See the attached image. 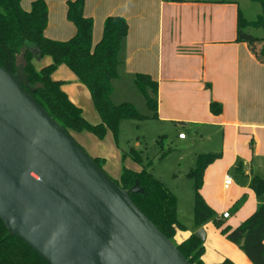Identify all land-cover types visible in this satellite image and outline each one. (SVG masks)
Listing matches in <instances>:
<instances>
[{
	"label": "crops",
	"instance_id": "crops-1",
	"mask_svg": "<svg viewBox=\"0 0 264 264\" xmlns=\"http://www.w3.org/2000/svg\"><path fill=\"white\" fill-rule=\"evenodd\" d=\"M33 1L21 0V7L28 11ZM44 1L48 9L44 35L57 41L71 38L76 27L66 16L68 0ZM238 9L241 8L236 0H85L83 13L93 19V46L102 37L107 16L117 15L127 21L128 31L119 55V76L112 80L111 101L114 104H134L131 98L137 95L134 92L137 87L132 80L138 73L148 74L158 87L155 121L173 124L175 128L187 127L194 135H200V139L211 140L220 135L223 141L217 148L223 151L232 146L228 167L235 168L242 162L246 177L240 180L245 182L240 186L242 193L230 199V205L244 195L237 210L242 212L240 221H243L264 202V192L256 195L249 187L253 177L264 179V63L255 59L245 42L236 41ZM35 62L36 67H40L50 63L51 58L45 56ZM52 77L62 81V88L89 122L100 121L87 87L67 66L59 65ZM124 83L131 86L124 89ZM212 101L221 104L220 114L210 111ZM144 115L149 119L152 112ZM76 133L82 142L106 143L110 149L111 141L114 142L110 131L103 139L88 131ZM186 138L185 135L180 139ZM91 151L92 158H102L106 162V170L105 154L97 153L95 148ZM204 173L206 176V171ZM119 174L120 170L116 176L120 177ZM226 176L229 175L224 174L221 181L224 190L234 183L229 176L232 183L225 188ZM201 195L216 212L210 196ZM224 211L228 210H221L217 215ZM201 227L205 231L201 256L205 264L221 263L226 259L233 264H252L238 245L230 242L220 230H214L210 221L200 227L192 221L189 229L176 232L175 242L179 243Z\"/></svg>",
	"mask_w": 264,
	"mask_h": 264
},
{
	"label": "trees",
	"instance_id": "trees-1",
	"mask_svg": "<svg viewBox=\"0 0 264 264\" xmlns=\"http://www.w3.org/2000/svg\"><path fill=\"white\" fill-rule=\"evenodd\" d=\"M183 1V0H170ZM261 6V14L255 20H246L238 9L236 24V41L245 42L255 59L264 63V37H257L247 31L248 28L264 30V0H251ZM21 0H0V67L15 73L18 56L22 58L23 71L27 76L26 91L36 102L62 127L71 132L88 131L98 139H103L108 131L114 139L119 137L120 123L123 120H144L146 115L140 114L131 102L114 104L111 101L112 80L119 76V55L123 41L127 35V21L117 15L107 16L104 20L101 39L93 46V19L83 13L85 0L67 1V19L76 27L75 34L65 41L47 38L44 29L47 25L48 9L44 0H34L30 10L21 7ZM45 56L51 62L36 67L35 61ZM21 63V62H20ZM67 66L85 85L90 93L93 106L100 121L89 122L82 109L76 105L62 88V81L52 77L59 65ZM135 85L143 95L151 117L157 114V82L148 74L138 73L134 78ZM210 111L218 115L222 106L219 102L209 104ZM131 158L142 163L139 151L130 148ZM220 156L218 153L198 154L195 167L187 176L193 179L194 206L193 222L200 227L208 221L220 228L230 242L239 246L252 264H264V202L238 226L232 228L223 225V218L216 215L214 209L207 204L200 193L203 185L205 169ZM165 155H162V159ZM98 167L102 168L104 160L93 158ZM150 163L139 171L122 168L117 185L124 190H130L137 185V190L129 192V197L137 209L158 229L167 239L173 241L179 254L190 264H205L201 259L204 243L194 233L176 243L174 236L178 230L186 226L179 218L176 196L157 179L148 168ZM237 179L246 177L242 162L235 166ZM249 187L261 195L264 192V179L253 177ZM244 201V195L237 200L234 212ZM0 264H51L25 241L9 233L0 218ZM233 264L226 259L221 263Z\"/></svg>",
	"mask_w": 264,
	"mask_h": 264
},
{
	"label": "water",
	"instance_id": "water-1",
	"mask_svg": "<svg viewBox=\"0 0 264 264\" xmlns=\"http://www.w3.org/2000/svg\"><path fill=\"white\" fill-rule=\"evenodd\" d=\"M0 67V218L51 264H190L173 241ZM194 234L202 241L201 227Z\"/></svg>",
	"mask_w": 264,
	"mask_h": 264
},
{
	"label": "rangeland",
	"instance_id": "rangeland-1",
	"mask_svg": "<svg viewBox=\"0 0 264 264\" xmlns=\"http://www.w3.org/2000/svg\"><path fill=\"white\" fill-rule=\"evenodd\" d=\"M236 1L239 3L242 16L246 20L253 21L257 18L258 14H261L262 9L258 3L251 0ZM0 11H2L1 7ZM247 31L254 36L264 37V30L262 28L250 27ZM21 60V56H18V64L22 63ZM132 84L136 87L133 80ZM129 86H131L130 83L127 86H125V83L123 84L124 89ZM134 92L137 95L132 96L131 99H134L136 106L133 105L137 111L142 115L150 114L151 111L146 107L143 95L136 88ZM142 104H144L143 107L141 106ZM180 132L186 135L187 138L185 140L179 138L178 134ZM71 135L74 141L90 157H93L91 156L93 155L92 148H95V151L101 155L105 154L104 157L108 159V166L105 170L104 164L106 162L104 161L101 169L115 183L119 180V176L116 175L119 170L120 173L122 172L123 167L141 169L150 163L148 168L152 174L176 196L179 209L178 217L186 225L187 229L191 227L193 221L195 195L193 179L187 176V173L191 168L195 167V157L198 154L211 152L220 154L215 161L207 166L205 170L206 176L204 173L200 193L210 196L211 201L215 205L214 207L217 209L216 215L221 210L230 211L231 216L228 219H222L224 221L223 225L227 224L235 227L242 222L240 221L242 212H234L233 207L230 205V199L240 196L242 193H240V186H243L245 182L237 179L233 166V168L228 167L232 155V146H227L224 151L222 148H217L218 145H222L223 141L220 135L212 137L211 140L207 138L200 139V135H194L187 127L175 128L173 124L157 122L152 117L144 120L122 121L120 123L119 137L114 139L115 143L111 141V149L110 145L106 143L82 142L76 132L72 131ZM136 142L138 143L137 145L135 144ZM131 147L139 151L142 163L138 164L131 158L129 153ZM162 155H165V157L161 159ZM226 173L234 180V183L228 190H224L221 186V181ZM212 227L214 230H220L213 222Z\"/></svg>",
	"mask_w": 264,
	"mask_h": 264
},
{
	"label": "built area",
	"instance_id": "built-area-1",
	"mask_svg": "<svg viewBox=\"0 0 264 264\" xmlns=\"http://www.w3.org/2000/svg\"><path fill=\"white\" fill-rule=\"evenodd\" d=\"M178 136H179V138H184L185 137V134L183 132H180L178 134ZM231 183H232L231 177L226 176L225 179H224V182H223L224 187L227 188ZM229 215H230V213L228 211H224V212H222L219 215V217L220 218H223V219H226V218L229 217Z\"/></svg>",
	"mask_w": 264,
	"mask_h": 264
}]
</instances>
